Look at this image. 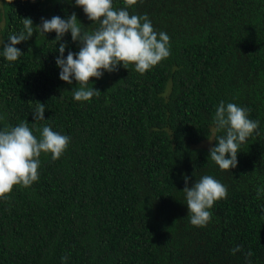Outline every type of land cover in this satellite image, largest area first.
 Segmentation results:
<instances>
[{
  "label": "trees",
  "instance_id": "16d2710c",
  "mask_svg": "<svg viewBox=\"0 0 264 264\" xmlns=\"http://www.w3.org/2000/svg\"><path fill=\"white\" fill-rule=\"evenodd\" d=\"M1 9L0 130L28 122L39 138L50 126L70 144L55 161L42 153L39 180L0 199V264H264V0H138L127 10L167 33L170 56L144 74L130 64L90 78L100 93L89 101L74 100V78H59L60 44L65 59L82 46L70 32L57 42L34 28L14 62L3 44L23 18L35 27L75 13L82 33L100 23L75 0H1ZM221 101L259 121L231 171L209 157L226 135L214 123ZM38 103L44 120L34 119ZM204 175L228 195L195 227L184 178L191 187Z\"/></svg>",
  "mask_w": 264,
  "mask_h": 264
},
{
  "label": "clouds",
  "instance_id": "9594fccd",
  "mask_svg": "<svg viewBox=\"0 0 264 264\" xmlns=\"http://www.w3.org/2000/svg\"><path fill=\"white\" fill-rule=\"evenodd\" d=\"M124 2L126 7L116 10L113 0H75L76 6L83 8L89 20L100 23L93 33H82L75 13L67 19L59 16L50 20L41 18V24L35 27L31 18H23L24 31L10 36V43L3 44V56L9 62L16 61L23 54L16 45L29 40L34 28L43 34L55 31L57 42L70 32L72 40L79 41L82 46L78 53L69 51L65 59L67 44H60V55L56 59L61 69L59 78L68 84H72L74 78L80 85L73 91L74 100L89 101L100 93L88 87L90 78L99 79L104 71H116L119 65L127 69L130 64L138 73L144 74L170 56V37L167 33L155 31L147 14L129 13L128 7L136 5L138 0ZM249 112L250 109L223 101L216 108L214 123L218 130H225L226 135L218 138V145L209 150V157L221 170L231 171L237 167L241 145L259 128V121L249 119ZM44 113L45 104L38 103L34 119L44 120ZM37 131L40 132L39 138L28 122L0 130V199H9L14 186L27 188L39 180V157L42 153H50L55 161L66 152L70 144L69 136L53 131L50 126ZM184 179L183 192L188 213L191 214L190 223L195 227H206L212 217L209 209L215 202L227 198L228 189L211 175H204L191 187H188V177ZM261 193H264V187L257 189L258 197ZM240 251H243L240 245L231 249L233 255ZM246 255L251 257L253 253L249 250ZM62 259L67 260V257Z\"/></svg>",
  "mask_w": 264,
  "mask_h": 264
},
{
  "label": "rangeland",
  "instance_id": "374dc122",
  "mask_svg": "<svg viewBox=\"0 0 264 264\" xmlns=\"http://www.w3.org/2000/svg\"><path fill=\"white\" fill-rule=\"evenodd\" d=\"M1 11H2V9H1V0H0V27H1L2 23H3V17H2V12ZM0 42H1V38H0ZM199 145L200 146H209L210 145V139L203 140V141L199 142Z\"/></svg>",
  "mask_w": 264,
  "mask_h": 264
}]
</instances>
